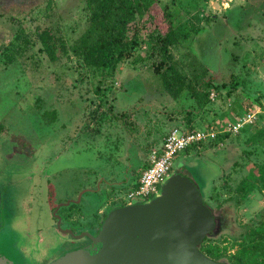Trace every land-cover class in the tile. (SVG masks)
<instances>
[{
    "label": "rangeland",
    "instance_id": "rangeland-1",
    "mask_svg": "<svg viewBox=\"0 0 264 264\" xmlns=\"http://www.w3.org/2000/svg\"><path fill=\"white\" fill-rule=\"evenodd\" d=\"M192 1L158 0L153 18L139 20L142 35L167 31L168 5L175 27L189 30L170 47L186 83L175 97L140 59L146 44L102 67L76 54L91 26L88 0H0V253L15 264H46L86 244L61 228L94 233L108 209L128 203L141 165L173 129L222 124L254 105L248 131L180 153L173 171L189 175L217 214L204 244L219 245L221 260L230 263L240 234L264 217V0ZM191 85L216 100L199 109Z\"/></svg>",
    "mask_w": 264,
    "mask_h": 264
},
{
    "label": "water",
    "instance_id": "water-1",
    "mask_svg": "<svg viewBox=\"0 0 264 264\" xmlns=\"http://www.w3.org/2000/svg\"><path fill=\"white\" fill-rule=\"evenodd\" d=\"M219 226L198 184L176 167L153 197L108 209L94 233L61 228L89 240L46 264H230L200 248ZM0 264L15 260L0 253Z\"/></svg>",
    "mask_w": 264,
    "mask_h": 264
},
{
    "label": "trees",
    "instance_id": "trees-1",
    "mask_svg": "<svg viewBox=\"0 0 264 264\" xmlns=\"http://www.w3.org/2000/svg\"><path fill=\"white\" fill-rule=\"evenodd\" d=\"M157 2L158 0H88L91 26L89 31L80 37L75 52L85 63L102 67L112 57L119 62L136 52L138 46L143 47L146 44L147 51L141 52L140 59L151 63L160 75L165 90L177 97L186 83L174 62L170 47L178 41L179 36L188 37L189 30L186 25L175 27L172 11L166 5L164 15L172 22L171 27L167 31L155 27L142 35L140 31L146 26V22L140 24L139 20L143 19L145 14L151 18L152 8ZM193 31L196 29L191 27V32ZM45 48L52 52L51 57L55 59L52 46L45 44ZM207 84V81L203 80L201 86ZM191 92L197 107L204 109L210 100V90L196 89L191 85ZM252 126L245 128L243 133ZM193 153L195 154L193 151L189 152ZM257 179L261 184L259 188L264 192V164L258 170ZM246 187V181H242L241 189L245 190ZM218 206L220 208L221 205ZM239 238L241 240L236 243L235 252L230 255V264H264V217L256 225L249 226ZM207 239L208 237L201 244V250L212 258L221 260L224 250L219 245H205Z\"/></svg>",
    "mask_w": 264,
    "mask_h": 264
},
{
    "label": "built area",
    "instance_id": "built-area-1",
    "mask_svg": "<svg viewBox=\"0 0 264 264\" xmlns=\"http://www.w3.org/2000/svg\"><path fill=\"white\" fill-rule=\"evenodd\" d=\"M216 98L217 92L211 90L209 99L215 101ZM260 111L259 106H249L243 113L223 120L222 124L213 123L191 130L173 129L167 134L162 145L153 148L149 153L147 165L139 176L138 184L128 191V202L134 199L145 201L156 195L163 180L171 173L174 161L180 153L197 152L206 145H225L228 137L237 136L248 126L254 125Z\"/></svg>",
    "mask_w": 264,
    "mask_h": 264
},
{
    "label": "crops",
    "instance_id": "crops-1",
    "mask_svg": "<svg viewBox=\"0 0 264 264\" xmlns=\"http://www.w3.org/2000/svg\"><path fill=\"white\" fill-rule=\"evenodd\" d=\"M205 109V108H204ZM202 110V109H201ZM208 125H211V124H208ZM194 128H196V126L194 127ZM163 143V142H162ZM162 143H161V145H162ZM190 151H188V152H186V153H189ZM147 162H148V156H147V161L145 162L144 161V163L141 161V160H138V163L139 164H141V163H143L142 165H141V167H145L146 165H147ZM145 165V166H144ZM142 172V171H141ZM138 181H139V177H138V179H136V180H134L133 181V185H132V187L131 188H133V187H135L137 184H138ZM104 194V193H103ZM106 203V202H105ZM105 203H104V205H102L100 208H99V210L96 212V213H103L106 209H108V206L107 205H105ZM95 213V214H96Z\"/></svg>",
    "mask_w": 264,
    "mask_h": 264
},
{
    "label": "flooded vegetation",
    "instance_id": "flooded-vegetation-1",
    "mask_svg": "<svg viewBox=\"0 0 264 264\" xmlns=\"http://www.w3.org/2000/svg\"><path fill=\"white\" fill-rule=\"evenodd\" d=\"M173 169H174V167H173ZM173 169H172V171L171 172H173ZM178 170V169H177ZM79 225V227H86V226H81L80 224H78ZM86 225H88V224H86ZM92 228H93V226L92 225H90ZM69 228V227H68ZM72 229V228H71ZM94 230H95V228H93ZM73 230V229H72ZM75 233V232H74ZM75 234H79V233H75Z\"/></svg>",
    "mask_w": 264,
    "mask_h": 264
}]
</instances>
